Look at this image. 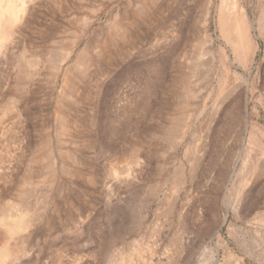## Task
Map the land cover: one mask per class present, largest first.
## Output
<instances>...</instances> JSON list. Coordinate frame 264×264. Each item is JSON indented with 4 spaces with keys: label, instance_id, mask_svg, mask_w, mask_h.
<instances>
[{
    "label": "rangeland",
    "instance_id": "1",
    "mask_svg": "<svg viewBox=\"0 0 264 264\" xmlns=\"http://www.w3.org/2000/svg\"><path fill=\"white\" fill-rule=\"evenodd\" d=\"M0 264H264V0H0Z\"/></svg>",
    "mask_w": 264,
    "mask_h": 264
},
{
    "label": "bare ground",
    "instance_id": "2",
    "mask_svg": "<svg viewBox=\"0 0 264 264\" xmlns=\"http://www.w3.org/2000/svg\"><path fill=\"white\" fill-rule=\"evenodd\" d=\"M224 26L226 25L223 24L222 27ZM231 29L236 34L237 43L235 46L237 49L241 50L242 52H247L249 50V43L245 33L243 32L241 22L239 23L238 21H234Z\"/></svg>",
    "mask_w": 264,
    "mask_h": 264
}]
</instances>
